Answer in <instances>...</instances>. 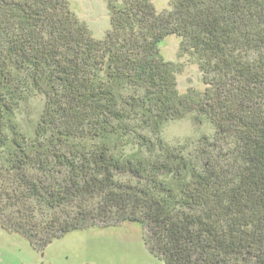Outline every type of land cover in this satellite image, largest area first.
<instances>
[{
  "label": "trees",
  "instance_id": "trees-1",
  "mask_svg": "<svg viewBox=\"0 0 264 264\" xmlns=\"http://www.w3.org/2000/svg\"><path fill=\"white\" fill-rule=\"evenodd\" d=\"M120 1L98 39L68 0H0V227L40 252L129 221L162 264H264V0ZM168 36L201 91L179 93ZM188 103L212 137L144 154Z\"/></svg>",
  "mask_w": 264,
  "mask_h": 264
},
{
  "label": "rangeland",
  "instance_id": "rangeland-1",
  "mask_svg": "<svg viewBox=\"0 0 264 264\" xmlns=\"http://www.w3.org/2000/svg\"><path fill=\"white\" fill-rule=\"evenodd\" d=\"M71 10L85 19L89 29L98 39H103L109 29L111 14L120 7V0H68ZM157 10L169 7L170 0H152ZM110 5H113L110 9ZM110 17V18H109ZM125 36V35H123ZM165 61H171L176 71V87L181 95L201 91L204 83L193 58L178 49L174 36L166 37L158 47ZM188 94V95H189ZM26 100V99H25ZM43 96L31 95L21 101L16 117L23 130V119L31 116L37 120L43 114ZM188 103L178 118L165 121L158 131L144 128L141 134L149 136V147L142 146L147 156H162L164 149L179 148V154H193L201 136L213 135V126ZM139 142V141H138ZM140 147V146H139ZM127 147L125 150H131ZM151 157V158H154ZM0 264H162L147 253L142 244L141 229L137 223L122 221L118 226L74 230L54 239L44 250H33L28 241L16 233H8L0 227Z\"/></svg>",
  "mask_w": 264,
  "mask_h": 264
}]
</instances>
